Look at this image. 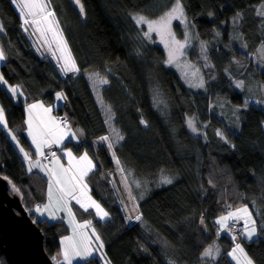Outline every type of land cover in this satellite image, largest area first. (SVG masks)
<instances>
[{
    "label": "trees",
    "instance_id": "1",
    "mask_svg": "<svg viewBox=\"0 0 264 264\" xmlns=\"http://www.w3.org/2000/svg\"><path fill=\"white\" fill-rule=\"evenodd\" d=\"M46 1L79 72L74 76L71 71L62 73L40 47H33L21 29L12 1L0 0L4 30L0 47L5 55L0 73L20 88L26 101L40 98L50 104L55 93L61 94L55 110L64 113L69 125L84 137L79 143L67 141L65 145L75 154L86 151L95 160V167L85 179L112 212L108 221L96 218L92 211L85 212L101 233L110 262L234 264L228 255L233 237L219 232L215 219L231 205L247 204L256 236L248 239L244 233L237 240L255 264H264V109L254 104L239 108V130L226 131L223 137L217 135L220 119L213 110H207L206 93L186 89L177 73L165 66L162 47L153 37L147 39L144 27L131 19V14L155 17L173 0H80L83 13L74 0ZM180 1L187 22L196 38L206 43L213 63L211 69H205L207 93L221 94L232 103L242 104L244 96L230 83L227 70L236 76L243 72L244 65L233 63L234 47L229 46L228 36L236 30L246 45L244 51L255 53L264 38L255 5L264 0ZM174 26L182 38L181 24L176 21ZM198 57L197 48L192 47L189 58L196 61ZM90 72L105 77L101 97L112 109L113 126L123 135L111 150L106 143L94 146L90 141L106 133L102 113L85 77ZM257 72L264 79V72ZM0 106L7 126L16 129L20 142L27 146L24 103L1 82ZM191 117L206 123V138L188 132L185 121ZM118 165L141 182H148L146 198L131 210V216L138 213L140 223L126 224L121 204L113 196L109 172L113 170L118 181ZM0 174L8 179L9 190L19 195L33 218L32 207L44 200L47 179L37 165L32 171L26 169L1 127ZM163 174L171 183L154 185V179ZM202 216L204 229L199 226ZM34 221L52 257L59 248L60 221ZM211 244L215 247L212 254L217 249L213 261L202 258ZM0 264H7L1 251ZM73 264L101 263L99 257L91 256Z\"/></svg>",
    "mask_w": 264,
    "mask_h": 264
},
{
    "label": "rangeland",
    "instance_id": "2",
    "mask_svg": "<svg viewBox=\"0 0 264 264\" xmlns=\"http://www.w3.org/2000/svg\"><path fill=\"white\" fill-rule=\"evenodd\" d=\"M11 1L13 3V0H11ZM21 2H23V0H17V3L16 4L13 3V5H14V7H15V9H16V11L19 14V17L21 19V29H22L24 35H26V37L30 40V43L33 47L37 48L38 50H39L38 47H40L42 49V51L45 53V55H48L51 58V60L62 71L63 60L61 59V57L64 53H62L58 49L57 41H58L59 37H54L53 32H50L47 30L48 24L46 21H44L42 19L41 15H38L36 17V19L40 20L39 26L31 23V20H32L31 16L27 17V19H29L30 23L25 25L23 23V18L21 16V10L17 7V4H19ZM45 2L47 3L46 0H45ZM175 2H176V0H173V2L171 3V5L168 8L163 10V12H161L159 15H157L155 17H149V16L141 15V14H131V19L135 23V25H137L135 22V19H134V17H136V16H144L149 21H158V20H160L161 17L165 16L166 13H169L172 10V8L175 6ZM180 3H181V1H180ZM259 3H257L255 6L257 8V11L259 9V12L261 14V22L259 25H260L261 32L264 33V2L261 5H258ZM76 5H77V8L79 10L81 3L80 4L76 3ZM181 5H182V3H181ZM47 10L52 11L50 9V7ZM25 11H27V10H25ZM49 19H52V18L50 17ZM176 21L181 24L180 27L182 28V33H183L182 38H179V36H178L179 31L174 26V22H176ZM137 26L144 27L145 32L148 31L147 24H139ZM38 27H39V30H38ZM170 28H171V32L174 34L175 40L179 41L181 44L184 45V47L182 49H180L178 52H175L174 59H173L172 63L168 62L169 61V48L175 50L177 47V45L173 42L172 37H169L167 35H165V37H164V40L167 41V43L169 45L168 48L165 47V43L161 41V36L159 34H157L156 32H152L150 34V38L146 37V36L145 37L147 39H151L153 37L154 40L156 41V43H158L162 47V49L164 51V64H165V66L173 69L177 73L182 85L186 89H188L192 93H195L197 91H202V92L206 93V95L208 97L207 98V110L208 111L210 110V112H211V110H213V112L220 119L219 120L220 126L216 129L217 135L219 133V136L223 137V136H225L224 132H226V131L237 132L239 130L240 126H239V120H238V116H237V110L239 108H245L250 104H254V105L260 106L262 109H264V79L260 78L258 76V74H260V72H257L258 70L264 72V38L259 43L256 52L253 54H249V53H246V51H244V47L246 49V45L244 46L245 43L243 44L239 32H237L234 29H232L231 32H229V36H228L229 46L234 47V50H232V61H233V63H238L235 66L244 65L243 72L236 75V76L231 75L230 72L227 70V74H229L230 83L233 85V87H235L236 89L241 91V93L244 96V100H243L244 102L242 104H236V103H232L231 100L227 96H224L221 94L217 95L216 93H214V95L211 96L209 93H207L208 86H207V82L205 81V78H206L205 77L206 76L205 69H211L213 66V63L208 57L206 43L204 41H200L196 38L194 29L192 27H190V24L186 20L185 12H184V17H183V22L181 21V19H173L171 22ZM58 29H59V27H58ZM59 32H60V30H59ZM192 47H196L197 51L199 53V57L196 61L189 58V50ZM62 73H64V71H62ZM75 74H76V72H73L71 74V76H74ZM85 77L87 78V81H88L89 86L92 90V94L95 98V101L98 105V108L102 113V117H103V121H104V129H106V133L104 135L100 134L99 136H97L93 139H90V141L94 142V144H95L94 146H97V144H102V143H106V145H108V143L110 142L112 144V147H114V146L118 145L123 140V139L118 140L116 138V133H118L119 136H122V137H123V135L119 132V130L115 126H113L114 114L112 112V109L110 108V106L105 104V102L103 101V99L101 97V89L103 88V86L106 83H100V81L106 80V79H105V77L100 76V74L98 72L87 73V74H85ZM39 99L40 98L34 99L33 101H40V100L42 101V99H40V100ZM30 101H32V100H30ZM210 112L208 113L209 116H210ZM4 118H5V115H4ZM185 122H186L187 130L192 136H194V137L198 136V137L206 138L205 137L206 136L205 135L206 123L200 122L197 119V117L187 118ZM189 122H191V126H190ZM263 127H264V123H263ZM12 129H13V131H16V129H14V128H12ZM113 129H115V132H113ZM193 129H195V130H193ZM35 132H37V131H35ZM80 132H83V131H80ZM172 133L173 132L171 131V134ZM104 136H108L109 141H102L100 139L101 137H104ZM19 142H20V140H19ZM107 148H108V150H111L109 147H107ZM68 149L70 150V148H68ZM70 151H72V150H70ZM57 152H59V149ZM72 153H74V152H72ZM85 153L86 152H82V153L77 154V155L83 156ZM37 154L39 155V153H37ZM86 154H87L88 158L91 160L92 158L90 157V155L88 153H86ZM74 155H76V154H74ZM53 172H57V173L59 172L58 166H55V167L49 166L47 169V175H48L47 195H48V190H49V188H48L49 184L52 183L53 193H54L53 198L55 200V198L57 196H59L60 193H58L56 191L57 186L53 182V180H54V178L52 176ZM115 172L117 173L118 181H116V179H115V175H114L113 170L109 172V179H110V183H111L113 196L121 204V207H122L121 211L123 212L122 213L123 219L126 222V224H128V225L134 221H138L140 223V219H136V217L138 216V213L135 214L134 216H131V214H132L131 210H133V209L136 210L141 199L143 201L146 198V196H147L146 194H147L148 189H149L148 182L147 181L141 182L137 178L136 175L132 174V172L130 170L122 169L120 165L117 166ZM166 179H169V178H167L163 174L159 178L154 179V181L156 180L154 182V185H160L161 183L165 185V184H167L165 182ZM85 184L88 187V192H89L88 197H90L89 195L93 196L97 200V202L100 204V206L104 209V211L108 212L109 215L106 218L108 221L112 215V212L108 211L107 208L94 195V193L91 191L90 185L86 182V180H85ZM86 199H87V197H86ZM67 202H69V199H67ZM43 204H44V202H43ZM37 208H39V207L34 206V211ZM68 208H70V207L68 206ZM244 208H247L248 214H245L242 211H240ZM66 212H67V209H65V215H64L65 216L64 220L67 223V218L70 216ZM229 213H236L238 216H242L243 219H236L234 217V218L229 219L228 222H226L228 225L227 228L222 229L219 224H216L217 225L216 228L218 229L219 232H225V233L232 235V237H235V239H233V242H234L233 248L228 252V255H229L230 259L232 260V262L234 264H247V260L250 259L252 261V259L245 252V250L242 248L241 244L238 242L237 238L239 236L236 235L234 232H230L229 226H233V223H231L229 225V222L230 221L236 222L237 223V231H239V233L243 234V236L245 233L246 238H248L246 231H245V228H246L245 221H247V227L249 229L251 227H253V224H252L253 217H252L250 207L247 204L231 205L229 208H225V212L222 215H219L218 217H216L215 221L217 222V220L222 216H228ZM75 214L78 217H80L79 211H75ZM95 214H96V211H95ZM214 225H215V223H214ZM254 226H255V224H254ZM255 228H256V226H255ZM93 230H95V235L93 234ZM65 234H66V237H73V239L76 241H81L85 237L91 238V244L89 246V251H91L92 255H90V256L99 257V261L101 264H112L108 258L106 251L104 250L105 249L104 248V241H103L101 233L99 232V230L97 228L94 227L93 229L75 230V232L73 230H69ZM96 236L99 237V240L96 239ZM255 236H256V233L251 238H253ZM63 240H64V238H63ZM101 243L103 244L102 248L100 247ZM237 244L240 245V248L243 249V252H241L240 250H236L235 252H233V249L236 248ZM209 248H211V250H214L215 249L214 244H211L207 249H209ZM63 249H64V244H62V248H61V252H62L61 257L62 258H64ZM80 251L83 252V247L80 248ZM203 253H202V255H203ZM57 255L58 254H56V256ZM214 255H217V249L215 250L214 254H212L211 256H204L203 255L202 258L205 260L213 261L215 258ZM56 256L55 255L52 256V259H53V257H56ZM73 257H76V256H73ZM73 257H72V262H73ZM58 261H59V264H62V262L60 260H58V259L54 260L53 259L54 264H57ZM74 263H76V262H74ZM253 264H255V263L253 262Z\"/></svg>",
    "mask_w": 264,
    "mask_h": 264
},
{
    "label": "snow or ice",
    "instance_id": "3",
    "mask_svg": "<svg viewBox=\"0 0 264 264\" xmlns=\"http://www.w3.org/2000/svg\"><path fill=\"white\" fill-rule=\"evenodd\" d=\"M77 4H80V0H75ZM13 3L16 4L17 0H13ZM17 7L21 10V16L23 18V23L25 25L29 24L30 21L27 19L28 16L32 17L31 23L39 26L40 20L36 19L38 15L42 16V19L47 22L48 28L47 30L50 32H53L54 37H59L57 41L58 49L64 53L61 57L63 60L62 65V71L64 72H79V68L76 66L74 59L71 57L70 52L67 48L66 41L63 40L62 33L59 32L58 29V22L55 21V14L54 12L47 10L49 8V4L45 2V0H23V2L17 4ZM27 10V11H25ZM80 12H84L83 5H80ZM52 19H49V18ZM184 17V10L180 3V0H176L175 6L172 8V10L169 13H166L165 16L161 17L158 21H149L144 16H136L134 17L135 22L137 25L139 24H147L148 31L144 33L146 37L150 38V34L152 32H156L161 36V41L165 43V47L168 48L169 45L167 41L164 40L165 35L172 37L173 42L177 45L176 49L173 50L169 48V63L173 62L175 52H178L180 49L184 47L183 44H181L179 41L175 40L174 34L171 32V22L173 19H181L183 22ZM39 30V27H38ZM0 31H3L2 26H0ZM54 54V53H53ZM5 59L4 52L0 50V61ZM0 82L6 83V81L3 80V77L0 76ZM100 83H107L106 80H101ZM239 86V85H238ZM10 91L15 94L17 89L11 88ZM62 96L60 93H57V99H61ZM43 106L40 104H33L29 105V116L30 119L28 121L29 125V135L32 137V143L36 146L37 152L40 155H43V148L44 147H51L52 144H61L62 141L65 139V134L60 129V125L56 122L55 118L49 117L48 122L45 124V127L43 130L33 132L32 129V119H31V113L33 109L42 108ZM45 113H49L51 109H43ZM107 122V121H106ZM42 123H44L42 121ZM141 123H145L144 121H141ZM190 126H191V122ZM0 124H4L6 126V121L4 118V111L2 108H0ZM195 130V129H193ZM113 132H115V129H113ZM219 135V133H218ZM74 136V134H73ZM116 138L123 139L122 136H119L118 133H116ZM13 139H15V136H13ZM102 141H109L108 136H104L100 138ZM108 147L111 149L112 144L109 142ZM23 151V149H21ZM54 158L53 163L56 164L59 168V172H53L52 176L55 181L56 191L60 193L59 196H57L54 200V193H53V185L52 183L49 184V190H48V200L49 203L44 206V212L49 211V209H54L53 212H50L49 214L53 216L55 211H60L63 209H67L68 214L72 219L69 221L70 224H75V218L72 215L71 209L68 208V202L66 197H71L73 200L76 201L77 204L80 205L81 208H83L85 211H88L89 208H94L96 211V214L101 218L104 219L108 216V213L104 211V209L98 204L96 201L92 200L91 197H87V202H85V199L83 197L86 196L85 189L87 188V185L83 183L84 177L88 174V172L94 167L92 161L88 158L87 154L85 153L83 156H80L79 159L73 156L71 151H68L66 153L67 157L69 158L68 164L69 167L65 168L62 164L59 163V158L56 157L55 152L51 154ZM25 158H28V154L25 153ZM117 164H119V161H116ZM71 173L69 176L68 174ZM66 178V179H65ZM166 183H171V180L166 179ZM77 189L80 190L79 195L77 194ZM16 191H19L18 189H15ZM37 212H40L41 215L44 213L41 211L40 208L36 209ZM243 213L248 214L247 208H244L242 210ZM236 219H243L242 216H238L236 213H229L228 216H222L217 220V223L221 226V228H227V221L231 218ZM136 219H140L139 216L136 217ZM246 224V234L248 238H251L256 233V228L254 226L255 222L253 221V227L250 229L247 227V221H245ZM91 225V221H87L84 224L75 225L73 228V231L75 232L76 228H86ZM93 234L95 235V230H93ZM96 239L99 240V237L96 236ZM235 239V237H233ZM62 244H64L63 249V256L64 259L68 262V264H72V257H86L92 255L91 251H89V246L91 244V238L85 237L81 241H76L73 239V237H65L62 241ZM83 247V252L80 251V248ZM100 247H103V244H100ZM236 250H240L243 252V249L240 248V245L237 244L236 248L233 249V252ZM204 256H211L212 250L211 248L205 249ZM54 260H56V257H53ZM59 264V261L57 262ZM247 264H253V262L248 259Z\"/></svg>",
    "mask_w": 264,
    "mask_h": 264
},
{
    "label": "crops",
    "instance_id": "4",
    "mask_svg": "<svg viewBox=\"0 0 264 264\" xmlns=\"http://www.w3.org/2000/svg\"><path fill=\"white\" fill-rule=\"evenodd\" d=\"M263 2L264 1H261L258 5H261ZM258 14L261 16V14L259 12V9H258ZM0 26H2L1 21H0ZM2 35H4V30L0 31V36H2ZM0 50H1V47H0ZM2 61H0V64L2 63ZM0 76L3 77V75L1 73H0ZM3 80L6 81V79H4V77H3ZM1 84L3 86L7 87L9 90L11 88H16L17 89L16 93L15 94H13L12 92L11 93L13 94V96H14V98L16 100H21L24 103L23 108H24V113H25V117H24L25 137L27 139L28 145L25 146V145H23L22 143L19 142V140H18L19 138H18L16 132L13 131L12 128L8 127L7 123H6V126L4 124H0V127L3 128L6 131L11 143L14 145V147L16 148L18 153L20 154V156H21V158H22V160H23V162L25 164L26 169L28 171H32V170H34L35 165H37L41 169L43 174L45 175L46 179L48 180V175H47L48 167L49 166H52V167L57 166L56 164L53 163L54 158H52L51 160H49L47 162H42L41 158H40L41 155L37 154L38 152H37L36 146L32 143V137L29 135L28 121L30 119V116H29V105H33V104H40V105L43 106L42 108H37V109H33L32 110L31 119H32L33 132L35 133V131L43 130L44 127H45V124L48 122V118L49 117L55 118L56 122L60 125V129L65 134V139L59 145H57V144H52V145H56L59 148V152L56 153V157L59 158V163L62 164L65 168L69 167V164H68L69 158L67 157L66 153L68 151L72 150V149H71L70 146L65 145V143L67 141H72L74 143H79L80 141L83 140L84 137L78 131H76L73 127H71L69 124L68 125H63L56 118V116L54 114V110L56 109V106H58V104L60 102L59 99H57V93H55V100L52 103H50V104L46 103L43 100L41 101L40 99H39L40 101H33L32 100V101H28L27 102L26 98H25V95L22 93V91L20 90V88L16 84H10L7 81H6V83L1 82ZM0 108H1V106H0ZM43 109H51V111L49 113H45L43 111ZM42 121L44 123H42ZM73 134H74V136H73ZM13 136H15V139H13ZM46 148L47 147L43 148V152H44V150ZM68 148H70V150ZM21 149H23V151H21ZM71 152H73V150ZM83 152H86V151H83ZM25 153L28 154V158L27 159L25 158ZM80 153H82V152H80ZM80 153H78V154H80ZM72 154H73L74 157L79 159V157H80L79 155H77V154L74 155L75 153H72ZM91 160H92V163L94 164V167H95V165H96L95 160L93 158ZM93 168L91 170H93ZM68 175L70 176L71 173H69ZM86 176L84 177V179L86 178ZM85 180H83L84 184H85ZM53 182L55 184L54 180H53ZM84 191L86 193V196L83 197V199H85V202H87L86 197H88V194H89L88 187ZM79 193H80V190L77 189V194L79 195ZM89 196L91 197L92 200L97 202V200L93 196H91V195H89ZM66 199H69L68 206L70 207L72 215L75 218V224L74 225L70 224V222H69L72 219V217H68L67 218V223L65 222V220H64V218H65V216H64L65 215V209L60 210V211H55L54 218H53V216H51L49 214L50 212H53L54 209H49V211L44 212V206L49 202L48 195H47V185H46V189H45V197H44V200L42 201L41 206H35V207H39V208L41 207L40 209H41V211L44 214L41 215L40 212L36 211V209L34 211V206L32 207V213H33V219L34 220L35 219H40V220L44 219V220H46L48 222L60 221L59 224H58V226L61 228V231L58 233L59 248L54 251L52 256H54V255L56 256V254H58L56 256V258L58 260H60L62 262V264H68V262L64 258L61 257V255H62V252H61L62 240H63V238L66 237L65 233H67V231H69V230H73L75 225L84 224L87 221H91V225L89 227L76 228V230H84V229H93L94 228L92 218L88 217V215L85 213L86 211L83 208H81L80 205L77 204L76 201L73 200L71 197H66ZM43 202H44V204H43ZM75 211H79L80 212V217H78L75 214ZM88 211H92L94 213V216L96 218L100 219V220H104V219H106L108 217L107 216L104 219H101L97 214H95V209L94 208H89ZM66 213L68 214V211ZM89 257H91V256H86V257H83V258H81V257H73V262L72 263L78 262L80 260H83V259H86V258H89Z\"/></svg>",
    "mask_w": 264,
    "mask_h": 264
},
{
    "label": "water",
    "instance_id": "5",
    "mask_svg": "<svg viewBox=\"0 0 264 264\" xmlns=\"http://www.w3.org/2000/svg\"><path fill=\"white\" fill-rule=\"evenodd\" d=\"M9 186L8 179L0 174V251L6 263L54 264L45 250L41 229ZM199 226L205 228L203 216ZM198 264L212 263L201 261Z\"/></svg>",
    "mask_w": 264,
    "mask_h": 264
},
{
    "label": "built area",
    "instance_id": "6",
    "mask_svg": "<svg viewBox=\"0 0 264 264\" xmlns=\"http://www.w3.org/2000/svg\"><path fill=\"white\" fill-rule=\"evenodd\" d=\"M56 118L58 119V121L60 123H62L63 125H68L69 124V119L65 116V114H63L61 111L59 110H55L54 112ZM58 147L56 145H51V147H47L45 150H44V154L41 155V161L42 162H47L49 160H51L53 158V156L51 155L53 152L58 153ZM41 202H37L36 203V206H41ZM233 223V226H229V230L230 232H234L236 235H238L239 237L242 236L241 233H239V231H237V223L234 222V221H230L229 222V225Z\"/></svg>",
    "mask_w": 264,
    "mask_h": 264
},
{
    "label": "clouds",
    "instance_id": "7",
    "mask_svg": "<svg viewBox=\"0 0 264 264\" xmlns=\"http://www.w3.org/2000/svg\"><path fill=\"white\" fill-rule=\"evenodd\" d=\"M54 112H55V110H54ZM63 114H64V113H63ZM26 211H27V213L29 214V212H30V211H29V210H27V209H26Z\"/></svg>",
    "mask_w": 264,
    "mask_h": 264
}]
</instances>
